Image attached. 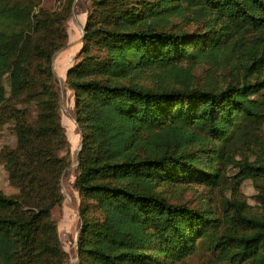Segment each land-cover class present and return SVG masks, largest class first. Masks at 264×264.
I'll return each instance as SVG.
<instances>
[{
    "label": "trees",
    "instance_id": "16d2710c",
    "mask_svg": "<svg viewBox=\"0 0 264 264\" xmlns=\"http://www.w3.org/2000/svg\"><path fill=\"white\" fill-rule=\"evenodd\" d=\"M59 1L0 0V123L15 135L0 156L17 188L0 190V264L66 260L52 208L63 200L69 141L52 60L67 42L73 0ZM90 1L66 70L81 132L78 264H175L200 246L217 261L264 264V212L251 214L238 193L250 178L264 205V0ZM183 13L201 27L162 22ZM230 55L242 68L233 64L224 85L195 83L198 62ZM154 68L160 81L144 83ZM224 165L234 180L218 216L158 189L221 185Z\"/></svg>",
    "mask_w": 264,
    "mask_h": 264
},
{
    "label": "rangeland",
    "instance_id": "374dc122",
    "mask_svg": "<svg viewBox=\"0 0 264 264\" xmlns=\"http://www.w3.org/2000/svg\"><path fill=\"white\" fill-rule=\"evenodd\" d=\"M41 5L54 8L60 3L59 0H39ZM92 9L90 0H73L71 15L66 20L67 42L64 46L56 50L53 54V68L55 71V84L60 94V116L68 138V147L60 151V154L69 151V164L64 168L60 184L63 193L61 204H56L52 208V218L55 222L58 237L61 245L66 252L64 264H78V252L76 238L81 226L79 208L83 203L80 193L73 187L74 178L77 170V153L80 148L81 132L78 129L74 117V95L66 84V70L75 61H77V52L82 44V35L86 19ZM169 30H188L192 31L200 24L193 20L188 14H169L167 20L162 21ZM235 64L236 70L241 66L235 59V56L228 58L219 56L218 59H207L198 62L192 70L195 83L205 86H222L231 78L236 70L230 67ZM144 83L156 84L160 81L157 73L160 69L154 68L146 71ZM252 75H250L251 77ZM169 81V78L167 79ZM260 135L264 138V122L260 130ZM15 145V135L9 121L0 123V153L5 146ZM239 147H236V146ZM243 144L237 141L232 146L233 151H241ZM225 174L221 185L210 186L203 181H187L179 183H164L158 186L162 193L172 202H185L190 206L209 209L214 215L221 214L222 202L225 198H231L230 183L232 173L235 168L231 165L222 166ZM0 190L6 194L17 192V188L8 180L7 170L0 156ZM240 198L247 203L246 209L254 215H260L264 212V205L256 200L257 189L252 179L243 180L239 186ZM175 264H250L230 263L217 261V256L204 246L177 261Z\"/></svg>",
    "mask_w": 264,
    "mask_h": 264
}]
</instances>
